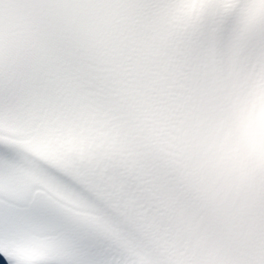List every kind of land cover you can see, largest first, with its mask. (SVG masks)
Here are the masks:
<instances>
[{
  "label": "snow or ice",
  "instance_id": "1",
  "mask_svg": "<svg viewBox=\"0 0 264 264\" xmlns=\"http://www.w3.org/2000/svg\"><path fill=\"white\" fill-rule=\"evenodd\" d=\"M0 264H264V0H0Z\"/></svg>",
  "mask_w": 264,
  "mask_h": 264
}]
</instances>
